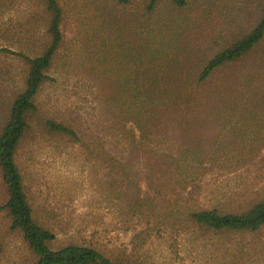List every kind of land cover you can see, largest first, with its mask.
I'll return each mask as SVG.
<instances>
[{
    "label": "trees",
    "instance_id": "trees-1",
    "mask_svg": "<svg viewBox=\"0 0 264 264\" xmlns=\"http://www.w3.org/2000/svg\"><path fill=\"white\" fill-rule=\"evenodd\" d=\"M6 57L25 67L0 103V213L17 241L4 264H177L194 251L180 235L264 230V0H0ZM48 84L62 91L45 121L67 167L58 194L93 192L86 216L45 215L19 159ZM240 250L222 252L237 264Z\"/></svg>",
    "mask_w": 264,
    "mask_h": 264
},
{
    "label": "rangeland",
    "instance_id": "rangeland-1",
    "mask_svg": "<svg viewBox=\"0 0 264 264\" xmlns=\"http://www.w3.org/2000/svg\"><path fill=\"white\" fill-rule=\"evenodd\" d=\"M75 23L72 15L69 13V25L66 32V38H70L75 31ZM25 65L22 61L14 57H6L0 60V103L7 98V94L18 84L17 79H21L23 76V69ZM4 75V76H1ZM8 78H12L16 84L6 85L8 83ZM62 94V91L57 90L54 86L48 84L46 86L41 96L39 97L38 110L34 112L33 118L31 119V128L28 131L27 138L22 145L21 153L19 159L23 164L24 168L28 174V190L29 193L37 195L35 198L36 203L42 209L45 215L51 214L49 211L54 210L56 220H62L64 218L69 219L71 216H78L83 214L86 216V212L89 210L93 211V192L84 191V194L80 197H75L72 199H67L65 196L58 194L56 179L61 180L66 179V165L65 159H60L57 157L56 161H53L52 152L48 147V142H58L54 140L52 134L47 131L45 126V121L47 117H50L58 112V104L56 98ZM2 105L0 106V108ZM61 110V108H59ZM62 111V110H61ZM2 117L0 115V127L2 126ZM89 124V125H88ZM82 125L91 126V130L94 135L98 133L95 122L83 118ZM105 136L104 138H106ZM112 150V147H110ZM95 161L89 162L82 169V182L89 185V180L91 178H98L101 176L102 170L99 167L93 165ZM74 169V168H73ZM72 169V170H73ZM42 176V177H41ZM53 181V184H52ZM60 183V182H58ZM4 186L0 179V201L1 198H6L3 193ZM240 204V203H238ZM41 213V214H43ZM93 214V213H92ZM94 219V218H93ZM108 219L107 221H109ZM9 225V218L7 214L0 213V243H3L7 258L10 256L9 252L12 250L17 241L14 240V236L10 230L7 229ZM60 233L62 239L68 238V235L57 229ZM193 236H199V246H196L192 240L188 237L189 235H180L176 237L175 243L187 241L184 243L194 251L188 253L180 251L177 255V264H230L232 257L229 255V251H224V249L229 248L230 250L240 247V256L238 258L237 264H264V230L259 233H233L224 232L213 234L210 230L199 229L198 231L193 230ZM119 245L121 242H126L130 247L132 246L133 237L135 232L118 230L114 232ZM83 238H92V233L90 231L83 232ZM219 242V244H218ZM10 244V245H8ZM214 244L215 252L210 251L211 245ZM217 246H219L221 252L216 251ZM154 249H161V246L154 245ZM232 253V252H231ZM237 252H235L236 254ZM233 254V253H232ZM5 258L2 257L0 264H4Z\"/></svg>",
    "mask_w": 264,
    "mask_h": 264
}]
</instances>
